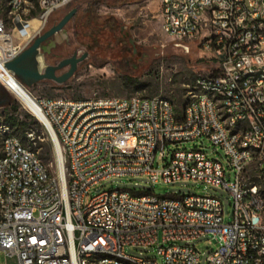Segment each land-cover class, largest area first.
<instances>
[{"label":"built area","instance_id":"obj_1","mask_svg":"<svg viewBox=\"0 0 264 264\" xmlns=\"http://www.w3.org/2000/svg\"><path fill=\"white\" fill-rule=\"evenodd\" d=\"M74 1L0 0V69L9 72L6 64L31 42H16L18 21L38 19L39 33ZM161 16L165 35L200 39L214 53L216 74L196 80L182 109L161 97L34 99L58 168L52 173L38 151L6 131L0 264H157L125 250L159 243L166 264H200L189 243L203 237L219 245L207 264H264V0H162ZM198 139L224 160L178 147ZM136 176L223 188L234 220L225 222L221 200L210 195L116 189L88 201L101 183Z\"/></svg>","mask_w":264,"mask_h":264},{"label":"rangeland","instance_id":"obj_2","mask_svg":"<svg viewBox=\"0 0 264 264\" xmlns=\"http://www.w3.org/2000/svg\"><path fill=\"white\" fill-rule=\"evenodd\" d=\"M90 1L93 0H75L69 7L55 12L39 33V22H17L16 42L31 40L27 46L30 47L37 37L57 25L68 12L75 9L77 3L81 8L78 18L72 19L63 31L64 39L56 42L54 39L44 44L36 61L42 72L48 66H56L74 55L80 57L87 53V59L78 65L74 76L64 84L52 80L26 82L17 78L34 99L161 97L182 109L190 98L196 80L216 74L217 58L212 51L202 46L200 39L179 41L163 33L162 0H95L96 12L85 13ZM98 17L103 18L102 23ZM68 70L69 67L57 74L62 75ZM8 93L19 110L15 114L11 106L0 105V146L9 129L27 147L38 151L44 157L42 160L52 173L56 172V154L47 129L11 92ZM26 115L34 117L38 124L28 120L31 129L25 138L21 132L10 126V121L17 116L24 119ZM178 147L181 150L198 148L211 158H225L224 152L216 151V147L207 139L186 142ZM171 149L177 150L176 145ZM116 189L160 196H215L223 204L225 222L232 223L234 220L232 196L228 191L194 181L165 184L155 183L144 176L112 178L93 188L88 201L99 190ZM189 244L196 246L199 251L200 264H207L208 256L219 246L210 237L199 238ZM159 247H166V244L159 243L153 247L127 246L125 252L130 257L150 258L156 260L157 264H166L165 259L158 254Z\"/></svg>","mask_w":264,"mask_h":264},{"label":"water","instance_id":"obj_3","mask_svg":"<svg viewBox=\"0 0 264 264\" xmlns=\"http://www.w3.org/2000/svg\"><path fill=\"white\" fill-rule=\"evenodd\" d=\"M76 14L77 9H73L68 12L57 25L50 28L43 35L37 37L30 47L24 49L13 61L7 63L6 69L14 74L16 78H19L26 82L52 80L58 84H64L69 81L77 71L78 65L87 59V53L83 54L80 57L74 55L71 58L64 59L56 66H48L42 72L38 69L37 65L34 68L30 67V62L35 61V63L37 64V55L39 54L42 46L52 41L58 33L63 32ZM67 67H69V70L67 72L63 73L62 75L57 74L59 71Z\"/></svg>","mask_w":264,"mask_h":264},{"label":"bare ground","instance_id":"obj_4","mask_svg":"<svg viewBox=\"0 0 264 264\" xmlns=\"http://www.w3.org/2000/svg\"><path fill=\"white\" fill-rule=\"evenodd\" d=\"M38 20H32L30 23H38ZM64 32H60L55 36V42L64 39ZM53 39V40H54ZM0 81L4 83L10 90V92L23 104L25 107L34 114L39 120L48 122L43 117L39 106L29 92L23 87V85L9 72L0 69Z\"/></svg>","mask_w":264,"mask_h":264},{"label":"trees","instance_id":"obj_5","mask_svg":"<svg viewBox=\"0 0 264 264\" xmlns=\"http://www.w3.org/2000/svg\"><path fill=\"white\" fill-rule=\"evenodd\" d=\"M75 9H77V14L75 15V17L73 19L78 18L79 14H80L79 11H80L81 8L78 5V3L75 6ZM96 10H97V3H96L95 0H93V1H90L88 3V6L86 7L84 12L85 13H88V12L95 13ZM98 19L100 20L101 23L103 22V20H102L103 18L102 17H98ZM4 96L6 98V102L4 104H2V105L11 106L12 109H13V112L15 114H18V110L19 109H18L17 103L10 99V95H9V93L7 91H5ZM28 120L33 122V124H38L34 117H32L30 115H26L24 117V119H20V117H18V116L15 117L14 119H11L10 126L14 127L17 132H21L23 134V136L26 138V133L31 129L30 128V123L28 122ZM41 158L43 159L44 157L41 156Z\"/></svg>","mask_w":264,"mask_h":264},{"label":"flooded vegetation","instance_id":"obj_6","mask_svg":"<svg viewBox=\"0 0 264 264\" xmlns=\"http://www.w3.org/2000/svg\"><path fill=\"white\" fill-rule=\"evenodd\" d=\"M36 65L37 64L35 63V61L30 62V67L34 68V67H36ZM4 94H5V90L3 88H1L0 89V105L4 104L6 102V98H5Z\"/></svg>","mask_w":264,"mask_h":264}]
</instances>
